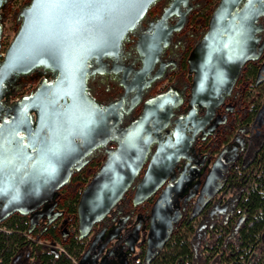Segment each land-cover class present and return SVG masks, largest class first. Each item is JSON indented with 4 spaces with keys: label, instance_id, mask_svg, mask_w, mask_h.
Returning a JSON list of instances; mask_svg holds the SVG:
<instances>
[{
    "label": "water",
    "instance_id": "water-1",
    "mask_svg": "<svg viewBox=\"0 0 264 264\" xmlns=\"http://www.w3.org/2000/svg\"><path fill=\"white\" fill-rule=\"evenodd\" d=\"M158 1L30 0L22 8L19 27L5 56L0 54V225L15 214L33 221L39 210L54 208L58 192L74 173L89 163L95 150L104 149L103 164L77 205L79 239H86L140 178L147 162L136 203L162 186L185 154L186 147L173 149L159 140L151 155L174 105L169 93L147 99L141 114L122 125L124 112H131L143 100L146 76L157 62L162 40L171 33L164 23L180 0L139 36L137 51L143 65L127 85L126 94L136 92L127 110L125 98L106 105L88 88L92 76L105 73L108 60L119 72L124 42ZM263 17L264 0L217 3L207 30L188 57V71L193 75L188 101L192 113L204 108L210 118L243 67L260 57L259 20ZM34 72L45 78L29 94L10 101L19 80ZM125 78L129 79V72ZM221 171V165L211 171L190 219L223 187ZM173 191L174 187L167 188L153 209L150 253L166 246L180 217L171 214Z\"/></svg>",
    "mask_w": 264,
    "mask_h": 264
},
{
    "label": "flooded vegetation",
    "instance_id": "flooded-vegetation-1",
    "mask_svg": "<svg viewBox=\"0 0 264 264\" xmlns=\"http://www.w3.org/2000/svg\"><path fill=\"white\" fill-rule=\"evenodd\" d=\"M29 1L1 0L0 54L3 50L5 54L8 49L7 23L10 19H18V14ZM219 1L214 0L210 12L204 14L202 10L210 0H180L179 5L174 8L173 16L164 23L171 33L162 40L157 62L146 76L148 83L143 90V100L131 112L123 114L122 125H126L141 114L143 103L147 99L169 93L173 100L171 115L160 138L153 144L151 155L156 152L159 140L169 143L173 149L178 146L186 147V152L179 158L163 185L145 201L136 203V193L148 167L147 162L140 178L124 198L93 227L89 237L79 239L77 205L84 189L83 184L88 182L89 176L95 174V169L100 168L105 159L104 149H97L88 157L89 163L81 171L75 172L70 182L58 192L53 201L54 208L39 210L33 221L29 216L15 214L28 221L25 240L6 262L0 254V264H45V257L58 258L61 252H65L64 246L72 239L83 246L79 260L84 254L86 257L82 264H151L170 242L179 226L189 220L211 171L217 165H221L223 187L192 220L209 215L218 217L233 211L237 198L236 189L240 188L235 183L237 176L250 167L264 150V17L259 20V44L263 46L260 57L243 67L235 86L225 95L210 118H207L204 108H198L192 113L188 101L193 75L188 71V57L207 30L213 9ZM174 2L176 0H159L150 8L145 19L123 44L119 62L121 69L118 73L114 71L112 61L108 60L105 73L90 78L88 88L95 99L108 105L125 98L124 107L125 110L128 109L136 92L126 94L127 85L143 65L137 51L139 36L151 23H156ZM16 25L15 22L14 31L17 30ZM126 72H129V79L125 78ZM39 78L42 81L45 75L34 72L21 78L17 86L26 85L31 92L38 86ZM36 81L37 86H29ZM99 83L106 86V92L112 93H106L105 99H100L95 94L98 90L95 84ZM171 187H174L171 214L178 213L180 217L173 225L174 230L166 246L158 253L156 249H152L150 253L148 235L153 209L167 188ZM73 200L76 201L75 209L71 210ZM6 221L0 225V233L8 232L3 227ZM44 238L51 245L43 244L41 240ZM59 245L62 246L60 250L56 248Z\"/></svg>",
    "mask_w": 264,
    "mask_h": 264
},
{
    "label": "trees",
    "instance_id": "trees-1",
    "mask_svg": "<svg viewBox=\"0 0 264 264\" xmlns=\"http://www.w3.org/2000/svg\"><path fill=\"white\" fill-rule=\"evenodd\" d=\"M235 183L240 188L233 211L189 217L151 264H264V150ZM3 227L8 232L0 233V254L6 262L23 244L28 221L14 215ZM64 250L58 258L45 257V264H76L83 246L72 239Z\"/></svg>",
    "mask_w": 264,
    "mask_h": 264
},
{
    "label": "rangeland",
    "instance_id": "rangeland-1",
    "mask_svg": "<svg viewBox=\"0 0 264 264\" xmlns=\"http://www.w3.org/2000/svg\"><path fill=\"white\" fill-rule=\"evenodd\" d=\"M203 1H204V0H203ZM213 3H214V0H210L208 6H204V9L202 10L204 14H206V12H208V11L210 12V9L212 8ZM14 19H15V20L10 19L9 22L7 23V26H9V27H8L7 34H6V44H8L9 42L11 43V41H12V39H13L15 33H16V31L13 30V27H14L15 22L17 23V25H16L17 28L19 27V23L17 22V21H18V20H17V17L14 18ZM14 21H15V22H14ZM40 79H41V78H39L38 81H40ZM38 81L34 82V84L32 83L33 85H29V86H30V87H32V86L34 87V85L37 86V82H38ZM98 81H99V80H98ZM95 85H96L97 88H98V90H97V88H96L97 92L95 91V94H96V96L99 97L100 99H105V98L107 97V96H106L107 94H108V95L112 94V93H110V92H106V86L103 85V83H99V85H98V84H95ZM29 90H30L29 87H27L26 85H25V86H21V87H20V86H17V87L15 88L13 94L9 97V98H10V101H15V100L19 99L20 97H22L23 95H27V94H29V93H30ZM101 90H102V91H101ZM104 93H105V94H104ZM106 93H107V94H106ZM103 159H104V158H103ZM98 169H99V167H97V169H95L94 173L97 172ZM92 176H93V174H91V175L89 176V178L87 179L88 182H85V183L83 184V188H85V186L89 183V181L91 180ZM79 191H81V190H79ZM41 242H42L43 244H45V245H51V243H50L46 238L42 239ZM61 247H62V246L59 245V246L56 247V248H57L58 250H60Z\"/></svg>",
    "mask_w": 264,
    "mask_h": 264
},
{
    "label": "built area",
    "instance_id": "built-area-1",
    "mask_svg": "<svg viewBox=\"0 0 264 264\" xmlns=\"http://www.w3.org/2000/svg\"><path fill=\"white\" fill-rule=\"evenodd\" d=\"M8 45V44H7ZM2 55H4V50L2 51Z\"/></svg>",
    "mask_w": 264,
    "mask_h": 264
}]
</instances>
